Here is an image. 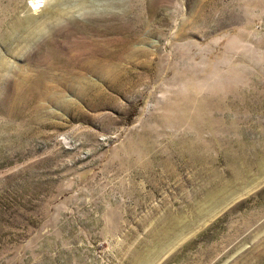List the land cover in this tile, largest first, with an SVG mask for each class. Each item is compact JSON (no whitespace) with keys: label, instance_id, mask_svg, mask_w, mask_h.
Masks as SVG:
<instances>
[{"label":"rangeland","instance_id":"obj_1","mask_svg":"<svg viewBox=\"0 0 264 264\" xmlns=\"http://www.w3.org/2000/svg\"><path fill=\"white\" fill-rule=\"evenodd\" d=\"M0 264H264V0H0Z\"/></svg>","mask_w":264,"mask_h":264},{"label":"bare ground","instance_id":"obj_2","mask_svg":"<svg viewBox=\"0 0 264 264\" xmlns=\"http://www.w3.org/2000/svg\"><path fill=\"white\" fill-rule=\"evenodd\" d=\"M43 1V0H42ZM37 2V1H36ZM35 2H33L34 4ZM39 7V5L36 4L35 6V10H37ZM86 16H82V18H85L88 16V13L84 14ZM90 15V14H89ZM45 17V16H44ZM89 18V17H88ZM70 19V18H69ZM73 19V18H72ZM13 20V19H12ZM32 20V19H31ZM30 18L25 19V20H16L15 22H13V24L11 25V28L17 31H27L24 30L25 29V25L31 23ZM88 20V19H87ZM8 22V21H7ZM85 23V22H84ZM48 25V22L45 23L44 25ZM63 24V23H62ZM77 25V24H76ZM29 29V28H28ZM31 29V28H30ZM241 29V28H240ZM33 31V30H32ZM30 31V32H32ZM29 30L27 31V33H30ZM33 33V32H32ZM136 44H126V46L123 49V52L121 54V56L119 58H117L116 61H113L112 58L111 59H101L96 65V69H94V73L97 76V78L105 83V84H111L114 82H119V81H123L126 79L127 77V73L129 72V70L135 66V65H139L141 63V61H139V57L144 56L146 54V50L144 48H141L140 46H135ZM107 57V56H105ZM143 62V61H142ZM94 67V68H95ZM120 71H123V73H121ZM38 76V75H37ZM223 79L222 82H228L229 81V76L228 73H224L223 75ZM39 77V76H38ZM43 77V76H42ZM231 77V76H230ZM234 79V78H233ZM37 80V79H36ZM188 80V79H187ZM42 82V81H41ZM15 83V82H14ZM40 83V82H39ZM224 85V83H222ZM222 86V85H221ZM220 86V87H221ZM225 87V86H224ZM37 88V87H36ZM215 88V87H214ZM222 91L220 90L221 95L224 94L223 96L226 95V90H223V87H221ZM33 90V89H32ZM219 91V90H218ZM229 91V90H228ZM234 91V90H233ZM177 92V91H176ZM235 92V91H234ZM237 93V92H236ZM36 94V93H35ZM233 94V93H232ZM184 98V101H189L191 100V98H189V95L186 91H179L177 93L174 94V98L178 99V97ZM192 97V96H191ZM211 99V98H210ZM179 100V99H178ZM181 100V99H180ZM192 101V100H191ZM232 101V100H231ZM177 102V101H176ZM179 102V101H178ZM184 103V102H183ZM232 103V102H231ZM189 104V103H188ZM201 104H204V100L202 101ZM186 105V103H185ZM182 110V109H181ZM178 111H180L178 109ZM203 113V112H202ZM164 114V113H163ZM165 116V115H164ZM178 117V116H177ZM186 119V118H185ZM196 121V120H195ZM192 126V125H191ZM130 147V146H128ZM135 147V146H134ZM238 171V170H237ZM236 172V171H234ZM238 175V174H237Z\"/></svg>","mask_w":264,"mask_h":264}]
</instances>
